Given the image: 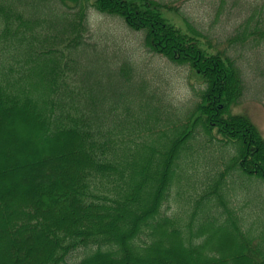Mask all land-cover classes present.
<instances>
[{
  "label": "trees",
  "instance_id": "trees-1",
  "mask_svg": "<svg viewBox=\"0 0 264 264\" xmlns=\"http://www.w3.org/2000/svg\"><path fill=\"white\" fill-rule=\"evenodd\" d=\"M88 9L187 67L190 99L169 102L88 41ZM263 14L228 43L264 40ZM245 89L234 58L171 2L0 0V264H69L81 249L73 264H264V136L234 110ZM173 190L185 206L168 215Z\"/></svg>",
  "mask_w": 264,
  "mask_h": 264
},
{
  "label": "rangeland",
  "instance_id": "rangeland-1",
  "mask_svg": "<svg viewBox=\"0 0 264 264\" xmlns=\"http://www.w3.org/2000/svg\"><path fill=\"white\" fill-rule=\"evenodd\" d=\"M171 2L179 7L183 17L197 30L208 37L217 40L221 48L231 55L240 67L245 80L246 89L240 103L234 108L235 111L247 115L258 127L264 136V40L258 36L247 37L244 41L228 43L230 37H235L246 18L252 14L254 8L264 12V0H160ZM169 16H173L171 13ZM264 15V14H263ZM174 17V16H173ZM177 22L181 20L177 17ZM254 20L251 19V26ZM88 41L90 33L95 40L103 42L113 54L121 58L126 56L136 63L140 72L146 77L151 88H158L164 94V98L174 104L187 102L192 96L191 87L188 85V69L185 66H177L168 62L165 58L148 52L142 45L141 34L124 26L122 21L113 15H105L88 9L87 13ZM98 31V32H97ZM111 48V49H110ZM26 123L15 125L17 132L23 137H35L36 144H40V136H33ZM71 152L64 153L63 158L70 159ZM45 157V154L43 155ZM62 158V159H63ZM59 159V158H58ZM62 159H59L62 161ZM193 161L190 169L195 177H199L206 162ZM192 163V162H191ZM25 172H16L19 181ZM42 188L45 182H42ZM199 183L191 191L198 192ZM235 196V192H234ZM232 202L237 204L241 211L254 208L253 204L246 201L240 202L238 195L232 197ZM184 199L177 197L173 190L170 198L162 207L168 215L182 211ZM252 216L257 217V212L252 211ZM2 231L0 229V236ZM215 243V241H212ZM3 242H0V255L3 250ZM84 255V250L76 251L69 264L76 263ZM1 258V256H0ZM0 261H2L0 259ZM197 264V263H192Z\"/></svg>",
  "mask_w": 264,
  "mask_h": 264
}]
</instances>
